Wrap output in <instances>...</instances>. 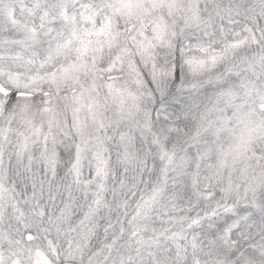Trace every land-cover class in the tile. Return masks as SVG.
Here are the masks:
<instances>
[{
  "label": "clouds",
  "instance_id": "clouds-1",
  "mask_svg": "<svg viewBox=\"0 0 264 264\" xmlns=\"http://www.w3.org/2000/svg\"><path fill=\"white\" fill-rule=\"evenodd\" d=\"M0 264H264V0H0Z\"/></svg>",
  "mask_w": 264,
  "mask_h": 264
}]
</instances>
